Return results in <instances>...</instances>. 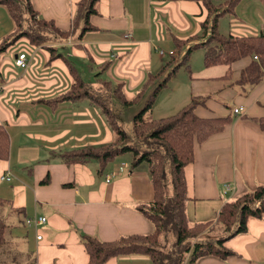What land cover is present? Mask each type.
I'll use <instances>...</instances> for the list:
<instances>
[{
	"label": "crops",
	"instance_id": "1",
	"mask_svg": "<svg viewBox=\"0 0 264 264\" xmlns=\"http://www.w3.org/2000/svg\"><path fill=\"white\" fill-rule=\"evenodd\" d=\"M77 1L33 0V4L44 18L54 19L60 27L69 28ZM124 2L98 0L99 13L90 17L94 27L74 40V45L56 48L59 55L51 65L53 70L59 69L66 74L64 82L67 85L71 86L73 76L69 71L66 73L64 65L76 68L77 56L92 64L108 63L112 51L118 58L108 65L109 75L122 81L125 95L132 98L138 87L159 73L169 60L162 62L164 52L153 42L167 39V53L174 54L178 62L188 46L204 39L200 38V22L207 11L201 3L129 0L131 9L138 6L145 15V22L139 25L142 31L138 34L129 27L130 18L124 16ZM255 2L252 16L237 14L234 8L221 14L216 20L215 31L223 36L264 33V6L261 0ZM224 15L237 20L238 25L232 27V32L230 25L226 30L225 27L218 29V20ZM60 20L64 22L62 25ZM162 21L167 26L164 27ZM11 28L5 9L0 7V37ZM77 34L78 31L72 33L73 39ZM195 34L200 37L187 41L178 54L176 40L181 42ZM172 40L174 45L168 47ZM197 47L203 46L191 50ZM9 50L1 56L0 72L6 80L0 92V125L5 127L8 136L7 157L0 156V219L7 226L4 242L0 245V264H87L89 257L81 237L84 234L102 241H114L123 236L150 233L153 224L137 209L153 198L147 164L141 162L132 168L130 162L115 159L99 171L94 159L65 161L61 150L89 147L95 142L92 138H101L100 131L105 133L101 141H110L109 127L103 125L101 118L97 119L98 114L87 99L53 106L37 102L66 91L69 86L61 83L60 78L52 77L46 80L44 87L34 88L31 79L19 75V68L13 66L12 57L7 54ZM191 50L188 60L192 57ZM68 55L76 60L73 62ZM251 60L245 56L231 64L207 66L202 59L203 67L193 77L191 64L186 65L189 77L185 99L195 98V114L201 118H231L221 130L202 142H195L193 161L183 168L188 197L185 212L190 224L214 223L224 203L264 185V126L261 125L264 122V78L254 85L239 81L241 70ZM166 71L157 80H161ZM29 90L33 95L29 96ZM17 95L19 99L15 100ZM155 102L151 112L158 108ZM138 107L130 110L131 116ZM235 107L242 109L234 113ZM163 116L167 114L154 117ZM6 174H10V179L1 178ZM225 184L231 189L224 191ZM41 215L46 217L44 224L25 223L27 217ZM37 235L41 238L37 239ZM202 236L196 240L204 238ZM224 246L234 251L233 254L223 259L202 256L195 264H264V215L249 217L246 231L225 240ZM103 264L151 262L145 255L123 254L110 257Z\"/></svg>",
	"mask_w": 264,
	"mask_h": 264
},
{
	"label": "trees",
	"instance_id": "2",
	"mask_svg": "<svg viewBox=\"0 0 264 264\" xmlns=\"http://www.w3.org/2000/svg\"><path fill=\"white\" fill-rule=\"evenodd\" d=\"M201 3L205 8L207 16L200 22V36L202 41L192 44L186 48L181 60L172 66L167 75L159 80L154 87L151 86V92L142 107L132 116V129L137 136L143 135L154 144L160 145L159 152L154 147L149 151L139 153L133 147L125 143V132L119 126V118L109 109H102L107 119V123L113 131L114 139L108 146L100 148H83L75 150L73 153L75 161L96 160L99 171L104 170L105 165L113 161L114 157L123 154H131V167L146 161L149 164V173L153 185V198L145 205L138 206L137 209L146 216L153 224V230L147 234L128 235L120 237L114 241H102L96 237L82 235V242L88 253L87 264H103L107 259L113 256L125 254H140L148 256L151 264H182L184 258H188V264H195L196 259L202 256H216L220 259L233 254L234 251L224 246L225 240L230 237L246 231L247 219L249 217L261 218L264 214V185H258L252 191H248L235 199L223 204L215 220L213 230L221 229L225 234L221 238L215 237L211 240H196L202 229L211 221L197 222L190 224L186 217L185 204L187 202L186 183L184 179L183 168L191 163L194 158L193 147L195 142H202L210 134L221 130L230 117L201 118L194 112L197 101L195 98L189 100L184 106L177 109L172 114L155 118L151 116L152 106L157 98L159 91L166 85L167 80L173 75L177 67L188 62L189 53L192 47L203 46L204 63L212 65L215 63L231 64L233 61L242 57H251V62L241 70L239 81L254 85L264 78V33L249 36L220 35L215 31V23L218 17L224 12L231 11L239 0H194ZM98 0H78L75 4V13L71 26L67 28V34L61 35L67 38L73 32L78 31L79 38L86 30L94 27L90 22L91 15L98 14ZM0 4L5 5L9 15L13 19L14 28L5 38L0 39V53L7 48L13 41L22 34H32V29H23L21 16L23 11L28 17V22L37 31L43 30L58 33L60 26L54 19H47L37 16L36 9L33 8L30 0H21L20 3L11 0H0ZM54 26V27H53ZM28 27V25H27ZM43 31V32H45ZM35 33H37L34 30ZM34 35V33L32 34ZM198 36L197 34L183 39L178 46H181L186 40ZM38 37V33L34 36ZM206 37V38H205ZM31 43V42H30ZM32 44V43H31ZM54 56L56 48L48 50ZM261 57L260 59L258 57ZM170 63L165 62L159 73L149 77L142 85L141 89L128 99L123 92V82L121 86L120 104L122 106H131L139 103L143 97L141 94L152 82L162 77L167 66ZM73 68V67H71ZM74 69V68H73ZM75 75V74H74ZM1 77V75H0ZM76 88L79 92L73 93ZM84 97H90L84 80L76 75L67 92L62 93L55 99H42L48 106L56 105L64 101H72ZM100 106V105H99ZM101 107V106H100ZM148 114V115H147ZM108 115L110 118L108 119ZM264 126V122H261ZM8 136L5 127L0 125V156L7 157ZM167 158L172 165L171 179L173 194L171 197L165 195V175L159 173L157 161H163ZM70 162V161H67ZM230 205V208L227 206ZM6 223L0 222V245L5 239ZM163 233L173 232L176 239L172 245L170 254L163 255L157 250L154 243L156 238ZM213 232V231H212ZM214 234V233H211ZM142 237V239H139ZM192 239L194 240L192 243ZM173 255L175 257L173 258ZM187 255V256H185Z\"/></svg>",
	"mask_w": 264,
	"mask_h": 264
},
{
	"label": "rangeland",
	"instance_id": "3",
	"mask_svg": "<svg viewBox=\"0 0 264 264\" xmlns=\"http://www.w3.org/2000/svg\"><path fill=\"white\" fill-rule=\"evenodd\" d=\"M12 1V0H11ZM13 1H17L18 3H20L21 0H13ZM31 4L33 5V8H35L34 4H33V0H30ZM264 6V0H261ZM0 7L5 9V12L8 16V18L11 21L12 24V28L6 32L4 35H2L0 37V39L5 38V36L7 34H10L14 28V22L13 19L11 18V16L9 15L5 5L0 4ZM124 7H125V18L129 19L130 18V24L129 27L136 31L138 34L141 33L142 31V26L141 25L143 22H145V15H143V13L141 12V9L137 6L136 9H131L130 4H129V0H125L124 2ZM256 7V2L255 0H241L240 2H238V4L234 7V10L237 14L242 13H246L249 16H252V8ZM36 13L37 16L35 17L36 20H38L42 15H40L39 11L36 9ZM23 17L21 16V23L23 26V29L27 30L28 29H32V34L34 33V35H29L30 37H28L27 34H22L21 36H19L17 39L14 40L11 39V41H13V43L9 44L7 46V48L5 50H3L0 53V72H2L1 70V56L3 54H5L7 52V50L10 48V50L8 51L7 54H9L10 57H12V64L14 67L19 68V70H17V72L20 71L19 75H24L27 76L28 78L31 79L32 86L34 88H42L46 85V80H49L52 77H58L60 78L61 83L64 82L65 76L66 74L62 72V70L59 69H54V67L51 65L53 59L56 57V55H52L51 52H49L48 50H50V48H57L58 46H72L74 45V40H78L79 36L77 35V37H75L73 39V35H69L67 38L62 37L61 35L67 34L68 30L66 27H60V30H57L58 33L55 32H39L37 31L35 28H33V26L28 22V19H26L28 17V15L25 14V12L23 11ZM189 17H192L190 15H188ZM43 17V16H42ZM230 16L228 15H224L222 17L219 18L218 20V29L219 30H223L225 27V30L227 28V26H231L230 30L232 32L234 26H237V20L236 19H232L229 18ZM242 17V16H240ZM74 17H71V19L69 20L70 24L73 21ZM193 18V17H192ZM243 18V17H242ZM236 22V23H235ZM64 22L62 20H60V25H62ZM134 23V27H131V24ZM151 24L152 27L154 29V23H153V12H151ZM163 26H167V24L165 23V21H162ZM28 25V27H27ZM241 26V24H239ZM54 27V26H53ZM34 30L38 33V37H34L37 33L34 32ZM172 34L176 35V33L171 30ZM259 32V31H257ZM227 34V33H225ZM200 37V36H198ZM203 37V36H202ZM200 37V38H202ZM172 38V37H171ZM191 39H195V37L191 38ZM190 40V39H189ZM186 40L181 46H178V44L180 43V40H176L177 41V48L176 51L179 54L180 47H184V44L189 41ZM168 40L165 39L164 42H153L154 44L160 46L159 48H161V50L164 52V56L161 58L162 62H164L165 60H167L169 58V60L167 61L168 63H170L167 68H166V74H168V72L170 71V69L172 68V66L174 64H177L178 62L176 61V56L174 54H171L170 56L168 55L167 51V46H166V42ZM32 44H31V43ZM199 42V41H198ZM197 43V42H196ZM155 45V46H156ZM174 45L173 40L170 41V44H168L169 46ZM189 47V46H188ZM187 47V48H188ZM43 50V51H41ZM44 50L47 52V55L45 54ZM159 50V49H158ZM24 52L27 56H28V61H26V65L25 66H18L15 61H16V57H14V54H18L20 52ZM191 59L188 60L187 63L185 64H181L179 65V67H177V69L175 70V72L173 73V75L167 80L166 85L159 91L158 95H157V99L155 104L158 106V108L155 110L153 109V112H151V114L153 116H162V115H168L171 114L173 112L176 111L177 108L183 106L186 102H188L190 100V98L185 99V94L188 90L187 87V79H188V70L186 69V65H190V70L192 71V77L195 76V73L197 70H199L201 67H203V61H202V57H203V53H204V48L203 47H197V48H193L191 50ZM14 53L12 56L11 54ZM184 55V53H183ZM70 57V59L73 60V62L76 60L73 59L72 55H68ZM263 57V56H261ZM260 56L258 57L259 59L261 58ZM14 58V60H13ZM79 61H75L76 64V68H71L72 66L67 67L66 65H64L65 71L67 73V71H69L72 76L73 79L76 75H79L85 82L86 86L88 87V91L91 94V98L89 97H84V98H80V99H75V101H71V102H78L82 99H87L88 102H90L91 107L93 108V111H96V113L98 115H96L97 119L101 118L104 122L103 125L108 126L111 133H112V137L110 139V141H101L103 140L102 138L105 136L104 131H100L99 133L101 134V138L95 139L92 138V141H98V142H93L91 144V146L86 147V148H100V147H105L108 146L107 144H111V142L114 139V134L112 129L110 128L109 124L107 123V119L105 117V115L102 112V109H109L113 112V114L119 118V126L121 127V129L125 132V143L131 147L134 148V150L138 151L139 153L142 152H146L151 150L152 148H156L157 151L159 150V148L162 150V147H160V145L158 144H154L153 141L149 140L148 138L144 137L143 135L141 136H137L135 134V132L132 129V116L142 107V105L145 103L144 100H146L151 92L152 88H149L151 86L154 87V85L159 81L157 80V82H152L151 84H149V86L143 91V93L141 94L143 97V102H141L142 98L140 99L139 103H137L138 105H140V107L137 106V104H133L131 106H122L120 104V99L121 98V86L119 85L120 82L122 81H118L116 80L114 77L109 75V70H108V65H110L113 61H115L118 58L117 54H112V51H110L109 54V59L110 61L108 63H106V61L102 64H92L89 63L88 61H84L83 59H80V56H77ZM183 58V57H181ZM34 59H36V63L34 62ZM206 68V67H205ZM68 74V73H67ZM75 74V75H74ZM156 81V80H155ZM6 84V80L2 79V77H0V92L4 89ZM63 84H66L65 82ZM61 84L60 88H63L64 85ZM66 86H69L66 84ZM142 85L138 87V89L136 90L135 93H137L140 89H141ZM70 89V86L69 88ZM123 92L124 91V83H123ZM80 89L76 88V90L73 93H77L79 92ZM29 96L33 95L31 94L33 91L29 90ZM64 92H67L64 91ZM64 92H59L56 93V95L52 98L49 99H55L57 100L58 96L61 95ZM45 93V92H42ZM120 99H119V98ZM127 97V96H126ZM147 97V98H146ZM182 97V98H181ZM12 99V98H11ZM19 99V95H17V98H15V100ZM44 98H40L37 100V102H43ZM130 99V98H128ZM46 100V99H44ZM101 107H100V106ZM138 107L136 108L135 113H133V115L131 116V112L130 110L133 109L134 107ZM153 107V106H152ZM138 109V110H137ZM160 109H164L163 111ZM130 112V113H129ZM94 113V112H93ZM148 115V114H147ZM110 118V116L108 115V119ZM158 118V117H155ZM105 123V124H104ZM105 126V127H106ZM60 149V148H59ZM62 149V148H61ZM70 147L65 148L64 150H61L60 152H62V157L65 161H72L74 159L73 153L75 152V150H79V149H83V148H73L70 149ZM55 150H57V148H55ZM52 152V151H51ZM159 152V151H158ZM160 153V152H159ZM123 160L124 162H130L131 161V154L130 153H123L120 154L116 157H114V160ZM112 161V162H113ZM144 164L148 166V170L149 168V164L146 161H143ZM130 164V163H129ZM158 164V170L159 173L161 172L162 174L165 175V195L171 197L173 194V186H172V179H171V172H173L172 170V165L170 164V161L165 158L163 161H157ZM131 165V164H130ZM118 167V166H117ZM230 208V205L227 206V208ZM264 215V214H263ZM3 221V219H0V222ZM151 222V221H150ZM152 223V222H151ZM215 223V222H214ZM213 222H209V224H206L207 226L204 227L201 231V233L199 234L200 236L194 237L193 239H198V237H204L201 238V240H211L214 239L215 237L217 238H221L223 237L225 234L221 233V229H217L216 231L212 229V226L215 225ZM213 231V232H212ZM214 233V234H211ZM139 239H142V237H139ZM176 239L175 234L173 232H167V233H163L161 234V236L159 235L156 240L158 241L155 244V247L157 248L158 251H160L163 255H168L170 254V251L172 250V245L174 244V240ZM192 239V243L193 240ZM187 256V255H185ZM175 257V255H173V258ZM188 258H184L183 263L182 264H188L187 263Z\"/></svg>",
	"mask_w": 264,
	"mask_h": 264
},
{
	"label": "built area",
	"instance_id": "4",
	"mask_svg": "<svg viewBox=\"0 0 264 264\" xmlns=\"http://www.w3.org/2000/svg\"><path fill=\"white\" fill-rule=\"evenodd\" d=\"M26 61H28V56L22 51L20 53H18L16 55V61L15 63L18 65V66H25L26 65ZM242 109V107H235L233 109V112L234 113H238L240 110ZM2 179H10V174H6L4 176H1ZM108 179H109V176H108ZM107 179V180H108ZM224 191H227V190H230L231 189V186H229L228 184H225V187H224ZM46 222V217L45 216H33V217H27L25 219V223L27 225H34V226H38V225H42ZM37 239H40L41 238V235H37L36 236Z\"/></svg>",
	"mask_w": 264,
	"mask_h": 264
}]
</instances>
